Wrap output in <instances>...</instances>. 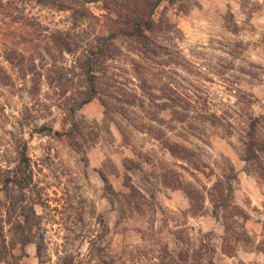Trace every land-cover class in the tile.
<instances>
[{"label": "clouds", "instance_id": "clouds-1", "mask_svg": "<svg viewBox=\"0 0 264 264\" xmlns=\"http://www.w3.org/2000/svg\"><path fill=\"white\" fill-rule=\"evenodd\" d=\"M0 264H264V0H0Z\"/></svg>", "mask_w": 264, "mask_h": 264}, {"label": "rangeland", "instance_id": "rangeland-1", "mask_svg": "<svg viewBox=\"0 0 264 264\" xmlns=\"http://www.w3.org/2000/svg\"><path fill=\"white\" fill-rule=\"evenodd\" d=\"M38 3V0H37ZM27 60V58H25V61ZM11 77H9L10 79ZM28 157L25 158V162H27ZM46 174V173H45ZM19 180L21 181L22 184L26 185L28 183H32V184H37V180L33 179V174L32 173H28L25 172V174L19 178ZM109 183L112 184V181L109 180ZM39 188H44V185H38ZM62 199V194L57 191L55 188H52L49 192H48V200L51 201V203H49V207H51L53 209V211H62L60 205L58 204V201H60ZM25 215L27 216V213H25Z\"/></svg>", "mask_w": 264, "mask_h": 264}, {"label": "trees", "instance_id": "trees-1", "mask_svg": "<svg viewBox=\"0 0 264 264\" xmlns=\"http://www.w3.org/2000/svg\"><path fill=\"white\" fill-rule=\"evenodd\" d=\"M41 2V0H38V3H40ZM89 79H91V76L89 77ZM93 91H95V89L93 88Z\"/></svg>", "mask_w": 264, "mask_h": 264}]
</instances>
